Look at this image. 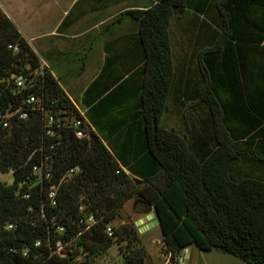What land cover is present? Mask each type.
Masks as SVG:
<instances>
[{"label": "trees", "instance_id": "trees-1", "mask_svg": "<svg viewBox=\"0 0 264 264\" xmlns=\"http://www.w3.org/2000/svg\"><path fill=\"white\" fill-rule=\"evenodd\" d=\"M190 11L208 26L198 53L208 134L195 141L160 125L175 75L172 25ZM129 13L139 23L141 101L155 161L137 172L92 129L76 136L72 121L85 117L0 7V175L11 174L0 180V264H97L114 244L121 264H147L135 222L114 225L132 199L143 216L148 206L156 210L162 252L196 246L264 264V0H155ZM36 73L33 87L16 86L15 75ZM32 95L39 101L28 104Z\"/></svg>", "mask_w": 264, "mask_h": 264}, {"label": "crops", "instance_id": "crops-1", "mask_svg": "<svg viewBox=\"0 0 264 264\" xmlns=\"http://www.w3.org/2000/svg\"><path fill=\"white\" fill-rule=\"evenodd\" d=\"M154 2L0 1L1 9L31 44L42 65L52 72L90 129L121 163L133 165L136 172L150 170L155 161L147 151V126L141 101L145 73L139 23L129 12L149 8ZM188 14L195 15L191 11ZM205 27L188 21L178 28V39L172 40L175 75L168 107L160 121L165 129L187 134L193 141L201 137L198 53L204 45L201 36L208 29ZM134 206L140 212L145 211L144 205L136 200ZM155 225L154 220H146L140 226L148 229ZM224 254L191 246L185 256L187 264H198L201 259L203 264H209L206 257L219 260ZM148 259L155 264L149 253L147 262ZM122 261L121 256L115 264Z\"/></svg>", "mask_w": 264, "mask_h": 264}, {"label": "rangeland", "instance_id": "rangeland-1", "mask_svg": "<svg viewBox=\"0 0 264 264\" xmlns=\"http://www.w3.org/2000/svg\"><path fill=\"white\" fill-rule=\"evenodd\" d=\"M188 21H192L194 24L196 22H198V24L204 23L202 17H199L197 15H192V14L190 15L186 13L182 17V19H178L174 21L172 25V32H171L172 40L178 39L179 37L178 28L182 25H185ZM175 52H176V55H178L177 46H176ZM204 118H205L204 112L200 111V128H199L200 130L199 131L202 137L208 134V131L207 132L205 131V125L203 124ZM10 177H11L10 173L1 174L0 180L6 181V180H9ZM134 201H135L134 199L129 200L125 204L124 208L121 210L120 217L116 221H114V225H119L123 223L124 221L126 222L129 221L133 223V222L138 221L142 217L141 214L137 212V208L134 206ZM136 227L139 230V236H140L141 242L146 246L148 253L153 258L155 264H164V259H161V252H162V247H163V242H162L163 234H162V230L160 226L155 225V226H151L148 229H145V227L143 229V227H141L140 225L137 226L136 224ZM126 245H127L126 243L122 244L123 251L127 249ZM120 248L121 247H119V245L114 244L107 254L97 259V264H115L116 261L120 260L121 256L123 257V254ZM206 259L209 264H248L229 254L221 255L219 260H211L209 257H206ZM151 263L152 262L148 259L147 264H151ZM197 263L203 264V259L198 260Z\"/></svg>", "mask_w": 264, "mask_h": 264}, {"label": "built area", "instance_id": "built-area-1", "mask_svg": "<svg viewBox=\"0 0 264 264\" xmlns=\"http://www.w3.org/2000/svg\"><path fill=\"white\" fill-rule=\"evenodd\" d=\"M10 48L17 50V47L14 46L13 44L9 45ZM37 73L34 76H30V75H20V76H16V86L18 88H25V87H33L35 85V81H36V77H37ZM39 101V97L32 95L29 99L26 100V102L28 104H32V103H36ZM42 108V107H41ZM39 108V109H41ZM18 117L21 119H25L28 117V112L26 110H20L18 111ZM54 123V119L52 116L49 117V120L46 124V127H50L52 126ZM9 122L8 121H4V126H8ZM72 127L75 130V134L77 137L79 138H83L87 135V130H89L90 126L88 125V123L86 122V120L84 119H80V118H76L72 121ZM48 133H51V129H48ZM35 171L37 172H42L43 171V167H36ZM79 171V167H74L72 169L69 170L68 172V176L73 175L74 173ZM46 172V177L49 178L51 176V172L49 169H45ZM56 194V189L53 188L52 191L50 192V197L54 198ZM90 220H94L93 216H91ZM61 230H63V228H61ZM107 233L109 236H113L114 235V229L112 225H108L107 227ZM61 244V243H59ZM186 250L185 249L180 255H174L172 252H161V257L162 259H164V264H187L186 263Z\"/></svg>", "mask_w": 264, "mask_h": 264}, {"label": "water", "instance_id": "water-1", "mask_svg": "<svg viewBox=\"0 0 264 264\" xmlns=\"http://www.w3.org/2000/svg\"><path fill=\"white\" fill-rule=\"evenodd\" d=\"M14 77H16V75ZM146 220H154L156 225L160 224L156 210L153 206L146 207V212L143 218H140L138 221H136L137 226L143 224ZM190 247L191 246H189L187 249L189 250Z\"/></svg>", "mask_w": 264, "mask_h": 264}]
</instances>
